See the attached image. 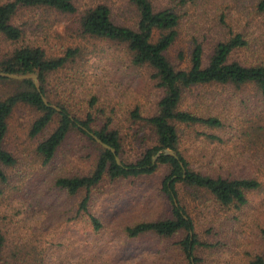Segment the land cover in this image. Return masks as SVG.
<instances>
[{
	"label": "rangeland",
	"instance_id": "1",
	"mask_svg": "<svg viewBox=\"0 0 264 264\" xmlns=\"http://www.w3.org/2000/svg\"><path fill=\"white\" fill-rule=\"evenodd\" d=\"M4 0H0L3 2ZM156 11L171 9L179 16L178 38L167 56L174 65H188L193 43L204 49L236 34L247 42L234 50L229 61L244 66L264 63V14L256 10L259 0H150ZM97 5H106L112 20L133 26L136 10L129 0H76V14L51 9H21L13 24L24 30L18 43L0 38V57L20 45L41 47L49 57L63 56L68 49L79 54L47 79L53 103L61 102L79 119L93 114L95 126L111 120L119 131L125 163L135 162L147 144L136 131L130 113L155 112L161 91L151 78L152 70L131 64L124 46L82 35L79 18ZM182 54L184 61L178 60ZM0 81V98L22 89L18 82ZM94 98L93 106L90 102ZM181 108L216 116L219 130H181V152L190 168L210 176L251 178L260 187L248 192L239 209L220 206L205 192L179 189L180 204L191 218L197 241L191 258L177 245L185 233L163 238L147 233L127 237L125 230L140 222L171 216V206L160 194L162 173L136 179L103 180L90 194L89 212L100 220L94 232L84 216L75 215L82 194L67 197L55 187L60 177L87 176L94 169V146L74 132L45 164L36 147L55 127L30 137L39 113L18 106L8 120L4 149L16 160L3 166L7 181L0 194V228L5 244L0 261L25 259L23 264H248L262 253L264 244V101L252 87L205 85L191 90ZM196 132L200 137H196ZM212 134L220 141L208 140ZM119 159V160H120ZM12 264L14 261H10Z\"/></svg>",
	"mask_w": 264,
	"mask_h": 264
},
{
	"label": "trees",
	"instance_id": "2",
	"mask_svg": "<svg viewBox=\"0 0 264 264\" xmlns=\"http://www.w3.org/2000/svg\"><path fill=\"white\" fill-rule=\"evenodd\" d=\"M76 0H4L0 2V38L11 43L23 39L24 30L13 24V19L21 9H51L74 15L77 12ZM136 10L137 19L133 26L116 24L111 18V11L106 5H97L84 12L79 18L82 35L102 39L124 46L130 55L131 64L152 70L151 78L161 91L153 114L144 116L135 108L130 113L133 124L139 125L138 134L144 138L147 146L140 157L133 163H125L119 158L122 142L119 131L111 129V120L103 126H95L93 114L79 119L71 113L69 107L61 102L53 103L46 83L47 79L66 67L79 54V49H68L63 56L49 57L38 46L20 45L0 57V73L15 76L35 75L39 82V91L33 80L18 82L22 89L0 98V164L14 166L15 158L4 149L8 131V120L18 106H27L39 113L31 125L30 137L42 135L53 123L55 127L49 135L39 142L37 154L45 164L55 157L62 144L76 132L86 142L94 146L95 162L93 171L87 176L60 177L55 180V187L67 197L82 194L75 215L84 216L94 232L102 229L100 220L89 212L90 194L103 180L109 181L136 179L162 173L159 192L171 206V216L153 222H140L125 230L127 237L136 238L151 233L163 238H171L185 233L178 242L185 257L191 258L197 241L191 218L180 204L179 189L190 192L209 194L215 202L225 208L239 209L247 204L246 195L260 187L257 180L251 178H233L220 175L210 176L193 171L188 159L181 152V130L205 128L219 130L222 121L216 116L201 115L198 112L181 108L187 94L194 88L205 85L232 86L241 88L252 86L264 101V63L244 66L236 61H229V56L236 49L245 48L247 42L242 35L236 34L226 41L217 43L204 59L202 45L195 41L190 53L188 65H174L168 58V50L178 38L179 16L171 9L156 11L150 0H129ZM256 10L264 14V0H259ZM180 63L184 61L178 55ZM2 82H15L0 77ZM43 98L46 99L45 103ZM94 98L90 106L94 105ZM99 138L101 142L114 150V153L97 144L86 131ZM208 140L220 141L212 134H202ZM200 134L196 132V137ZM165 150L173 155H164ZM161 153L160 156H155ZM120 159L121 165L116 162ZM155 158V159H154ZM7 181L0 168V194ZM264 244V230L261 233ZM5 238L0 228V255ZM23 264L25 259L11 258L0 264ZM189 261V264H196ZM248 264H264V249L255 255Z\"/></svg>",
	"mask_w": 264,
	"mask_h": 264
},
{
	"label": "water",
	"instance_id": "3",
	"mask_svg": "<svg viewBox=\"0 0 264 264\" xmlns=\"http://www.w3.org/2000/svg\"><path fill=\"white\" fill-rule=\"evenodd\" d=\"M0 77H5V78H9V79H12V80H29V79H32L33 80V83H34V86H35V88L39 91V88H40V86H39V82H38V80H37V77L35 76V75H24V76H15V75H11V74H5V73H0ZM43 101L45 102V103H47L46 102V99L45 98H43ZM86 131V130H85ZM86 133L97 143V144H99L101 147H103L104 149H107V150H109V151H111L112 153H114V150L113 149H111L109 146H107L106 144H104L103 142H101L100 140H99V138H97L96 136H94L92 133H90V132H88V131H86ZM163 154L164 155H173L174 156V153L172 152V151H169V150H165L164 152H163ZM161 155V153H158L156 156H155V158L156 157H158V156H160ZM154 158V159H155ZM116 162H117V164L118 165H121V162H120V160H119V158L118 157H116Z\"/></svg>",
	"mask_w": 264,
	"mask_h": 264
}]
</instances>
